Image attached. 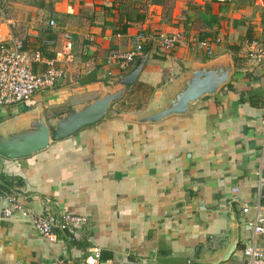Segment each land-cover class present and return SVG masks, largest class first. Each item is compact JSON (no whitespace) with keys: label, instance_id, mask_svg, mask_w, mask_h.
Returning a JSON list of instances; mask_svg holds the SVG:
<instances>
[{"label":"crops","instance_id":"0c3cea01","mask_svg":"<svg viewBox=\"0 0 264 264\" xmlns=\"http://www.w3.org/2000/svg\"><path fill=\"white\" fill-rule=\"evenodd\" d=\"M176 33L182 40L165 52L159 37ZM139 34L149 59L103 121L29 158L0 157V187L25 207L87 219L75 242L69 233L51 243L27 218L0 216V264H84L92 247L100 264H247V247L264 252V234L254 238L249 226L264 220V66L247 56L249 42L264 43V0H0V40L24 42L33 74L50 61L63 72L30 103L1 108L0 125L40 106L54 118L113 90L138 60L123 72L114 57ZM211 65L232 66L217 94L185 115L133 121Z\"/></svg>","mask_w":264,"mask_h":264},{"label":"built area","instance_id":"2783aa9c","mask_svg":"<svg viewBox=\"0 0 264 264\" xmlns=\"http://www.w3.org/2000/svg\"><path fill=\"white\" fill-rule=\"evenodd\" d=\"M219 3H225L230 0H217ZM51 27H55V22H50ZM181 33L171 35H161L159 37L160 47L165 52H172L182 40ZM147 36L139 34L132 40V49L123 54L114 57L117 67L120 71H127L131 65L144 52V43ZM201 45L211 54L210 45L202 42ZM67 49L71 44H67ZM25 49L24 42L20 40L2 41L0 40V109L20 106L28 103L38 92H44L53 88L63 77V72L55 68L54 62L48 63V69L45 73L33 74L28 66V61L23 55ZM247 56L256 65L264 66V43L253 40L248 43ZM34 60L41 61V53L34 55ZM264 148V145H263ZM258 186L264 189V175H258ZM245 214L249 213V208H244ZM21 215L28 219L29 224L35 232L48 242H56L59 234L64 235L69 242L76 241V233L82 229L87 219L79 215H73L64 212L60 215L34 213L25 207L19 197L12 192L0 189V216L4 219H10ZM253 230L254 238L264 234V220L260 217L249 224ZM244 257L247 264H264V252L259 251L255 246L247 247L244 250ZM101 250L92 247L88 250L84 264H100ZM57 264H74L57 262Z\"/></svg>","mask_w":264,"mask_h":264},{"label":"water","instance_id":"95a60500","mask_svg":"<svg viewBox=\"0 0 264 264\" xmlns=\"http://www.w3.org/2000/svg\"><path fill=\"white\" fill-rule=\"evenodd\" d=\"M151 47L140 56L133 71L121 79L113 90L107 88L99 98L64 110L54 118H46L42 106L19 121L0 125V157L6 160L29 158L47 150L51 143L73 137L83 129L99 124L114 102L133 86L142 74L149 59ZM231 65H211L197 68L184 82L183 87L160 110L152 115L133 119L140 124H156L171 116L185 115L190 105L205 96L215 95L230 82ZM236 241L221 258L225 261L236 247Z\"/></svg>","mask_w":264,"mask_h":264},{"label":"rangeland","instance_id":"374dc122","mask_svg":"<svg viewBox=\"0 0 264 264\" xmlns=\"http://www.w3.org/2000/svg\"><path fill=\"white\" fill-rule=\"evenodd\" d=\"M34 98V97H33ZM33 98L28 102V103H30L32 100H33ZM28 103H26V104H28ZM58 113H61V110H56V112H55V114L57 115ZM48 115V114H47ZM48 119V118H47ZM17 216H21V215H17ZM28 223H29V221H28Z\"/></svg>","mask_w":264,"mask_h":264},{"label":"trees","instance_id":"16d2710c","mask_svg":"<svg viewBox=\"0 0 264 264\" xmlns=\"http://www.w3.org/2000/svg\"><path fill=\"white\" fill-rule=\"evenodd\" d=\"M121 103H122V102H121ZM121 103L119 102L118 104H121ZM116 105H117V104H116ZM116 105H115V106H116ZM122 107H123V106L121 105V107H120V108H122ZM28 109H29V108H24V110H23V111H24V112H27V111H28ZM0 189H3V187H0ZM3 190H4V189H3ZM66 235H68V234H66Z\"/></svg>","mask_w":264,"mask_h":264}]
</instances>
